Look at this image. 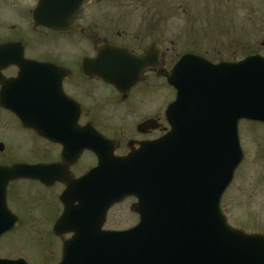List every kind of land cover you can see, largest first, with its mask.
Listing matches in <instances>:
<instances>
[{"label": "flooded vegetation", "instance_id": "af4514ba", "mask_svg": "<svg viewBox=\"0 0 264 264\" xmlns=\"http://www.w3.org/2000/svg\"><path fill=\"white\" fill-rule=\"evenodd\" d=\"M75 1L0 0V130L7 132L6 137L0 135V167L27 162L41 169L37 179L6 185V206L17 220L14 229L0 237L1 259H22L28 264L60 261L63 241L73 237L72 232H54L65 208L66 181L80 180L98 166V157L86 142L92 129L113 143L116 159L171 131L165 113L176 93L167 75L186 52L170 59V30L148 28L151 14L143 13L137 24L143 29L132 30L129 39L107 28L111 22L105 18V0H85L77 7ZM260 16L259 40L244 58L264 59V0ZM107 48L148 58L149 65H140L133 85L117 88L101 77L107 59L117 61L105 53ZM116 70L115 64L103 73ZM28 111L38 116V131L22 124L21 117ZM78 197L82 199L81 192ZM137 204L131 196L112 206L101 232L135 228L141 219ZM124 222L125 227L115 224ZM258 233L264 235V229Z\"/></svg>", "mask_w": 264, "mask_h": 264}, {"label": "water", "instance_id": "95a60500", "mask_svg": "<svg viewBox=\"0 0 264 264\" xmlns=\"http://www.w3.org/2000/svg\"><path fill=\"white\" fill-rule=\"evenodd\" d=\"M77 1L75 7L85 0ZM105 53L117 61L107 59L101 77L117 88L133 85L140 65H149L148 58L126 56L119 49ZM115 64L116 71L103 73ZM167 79L176 90L167 137L122 159L113 157V143L93 129L86 139L98 166L80 180L66 181L65 208L54 232H72L73 237L63 241L58 264H264V236L231 228L220 209L243 160L239 122L264 124V59L212 64L187 54ZM29 112L21 122L38 131V116ZM40 171L23 164L0 167V237L17 220L6 206V185L37 179ZM130 196L138 199L140 224L127 232H101L107 211ZM0 264L27 263L0 259Z\"/></svg>", "mask_w": 264, "mask_h": 264}, {"label": "rangeland", "instance_id": "374dc122", "mask_svg": "<svg viewBox=\"0 0 264 264\" xmlns=\"http://www.w3.org/2000/svg\"><path fill=\"white\" fill-rule=\"evenodd\" d=\"M105 1V18L111 22L107 28L129 35V39L134 36L132 30L143 29L137 26L143 13L151 14L148 28L167 27L172 40L170 59L182 52H195L213 63L242 60L247 51L253 53L262 26L261 0ZM147 6L149 10L137 9ZM0 135L6 137L7 132L0 130ZM239 137L245 160L222 199V208L229 223L260 234L264 229V128L241 122ZM115 224L125 227L127 222Z\"/></svg>", "mask_w": 264, "mask_h": 264}]
</instances>
